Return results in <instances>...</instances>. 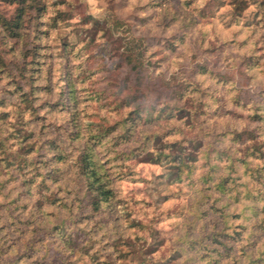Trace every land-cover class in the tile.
<instances>
[{
  "label": "rangeland",
  "instance_id": "1",
  "mask_svg": "<svg viewBox=\"0 0 264 264\" xmlns=\"http://www.w3.org/2000/svg\"><path fill=\"white\" fill-rule=\"evenodd\" d=\"M43 1L0 0V264H264V0Z\"/></svg>",
  "mask_w": 264,
  "mask_h": 264
},
{
  "label": "trees",
  "instance_id": "2",
  "mask_svg": "<svg viewBox=\"0 0 264 264\" xmlns=\"http://www.w3.org/2000/svg\"><path fill=\"white\" fill-rule=\"evenodd\" d=\"M15 3V12L12 14V17L10 19H3L2 25H4L5 28H7L9 32L16 37H20L22 31L25 32V29H27L28 32L32 34L34 33L33 38H35V33H42L43 31L39 29V18L45 11V2L43 0H15ZM33 47L36 48V45ZM33 47H31V49L34 53L33 55H35L36 49H34ZM66 82L68 84L67 95L71 99H75L70 72H67L66 74ZM73 126L76 129L79 128L76 122H74ZM55 156L61 157L62 153H55ZM75 162L78 174L80 176L79 178L83 181L84 184V193L87 196L91 208L93 210H100L102 205L112 197L113 191L111 186L109 185L110 181L107 179V176L102 170V165L97 161L89 142L85 141L83 147L79 149V152L76 155ZM55 175L56 169L55 167H52L50 176L53 177ZM31 179H24L23 182H30ZM45 198L48 202L50 201V203H52V201H54L55 199L51 197V195H48V197Z\"/></svg>",
  "mask_w": 264,
  "mask_h": 264
}]
</instances>
